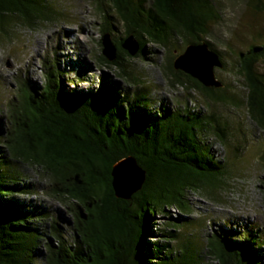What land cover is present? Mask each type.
<instances>
[{
    "label": "trees",
    "instance_id": "obj_1",
    "mask_svg": "<svg viewBox=\"0 0 264 264\" xmlns=\"http://www.w3.org/2000/svg\"><path fill=\"white\" fill-rule=\"evenodd\" d=\"M250 1L258 8L264 4V0ZM103 4L104 35H112L116 22L123 24L126 34L113 39L117 58L110 61L103 53L100 64L116 67L135 87L124 92L117 82L102 77L92 91H65L63 73L52 64L46 65L42 87L25 81L21 93L10 101L11 123L4 134L0 119V264H207L208 258L219 264H264V257L254 249L261 242L248 231L239 233L242 241L230 239L227 230L226 235L204 233L203 247L185 233L187 242H182L176 229L170 232L171 240L154 239L156 213L168 207L191 213L189 192L213 196L228 182L226 164L203 135H216L224 145L231 144L230 135L215 113L196 105L165 101L151 110V92L133 78L126 57L145 55L150 43L175 53L177 43L186 47L201 42L210 34L208 25L221 19L220 4L217 0H108V8ZM57 14L45 0H0V34L10 35L17 24L38 26ZM131 34L141 45L135 56L123 47ZM205 40L220 54L225 68L215 43ZM175 56L164 65L173 77L172 86L197 89L209 106L241 105L226 86L206 87L175 69ZM262 62L264 40L240 52L237 74L248 92L249 114L264 128ZM127 157L146 172L142 188L129 199L118 197L113 184L114 166ZM19 163L44 174L53 194L72 200L77 221L71 238L57 219L49 230L41 228L36 223L41 212L12 198L31 190L17 182L25 175L17 170ZM181 219L180 225L187 222ZM48 233L58 238L57 244L45 238Z\"/></svg>",
    "mask_w": 264,
    "mask_h": 264
},
{
    "label": "rangeland",
    "instance_id": "obj_2",
    "mask_svg": "<svg viewBox=\"0 0 264 264\" xmlns=\"http://www.w3.org/2000/svg\"><path fill=\"white\" fill-rule=\"evenodd\" d=\"M45 1L59 13L55 18L42 20L35 27L17 24L10 35L0 34V119L3 134L11 123L10 101L21 93L25 81L36 86L45 85L46 65L52 64L63 73L61 79L64 80L65 91H92L102 77L117 82L124 92L126 88L135 87V82L122 77L116 67L100 64L104 36V16L100 6L104 3L103 8H108V0ZM217 2L222 10L221 19L208 25L210 34L204 39L213 41L222 53L226 67L216 70L217 77L224 82L228 93H236L242 101L241 105L215 102L209 106L197 89L181 84L171 85L173 77L166 74L164 65L174 54L181 53L186 44L177 43L179 48L173 53L162 45L150 43L145 55L126 57V66L133 78L137 83L148 86L151 92V110L155 111L165 101L171 105L180 102L191 107L196 105L197 109L215 113L230 135L231 144L228 145L220 143L216 135H203L213 152L226 164L228 182L213 196L199 191L189 192L187 196L193 207L191 213L174 207H168L164 213H156L154 239L171 240L170 232L176 229V233H182V242H187L185 233L195 245L203 247L205 234L217 231L226 235L227 230L230 239L242 241L239 233L248 231L261 242L254 249L264 257V128L249 114L246 104L248 92L243 79L237 74L240 52L264 40V4L258 8L256 2L250 0ZM116 24L118 27L113 29L112 37L118 40L126 33L122 23ZM259 68L264 72V62ZM186 96L190 99L187 100ZM20 164H17V170H23L25 175L17 182L30 185L31 190L17 192L12 198L41 212V218L36 220L41 228L49 230L52 220L57 219L65 235L71 238L72 225L77 221L72 200L53 194L46 187L49 181L44 174L29 164ZM181 216L187 222L180 225ZM173 222L179 223L180 227L174 226ZM45 238L54 244L58 242V238L51 233ZM39 248L46 252L44 245L40 244ZM206 262L219 264L209 258Z\"/></svg>",
    "mask_w": 264,
    "mask_h": 264
},
{
    "label": "water",
    "instance_id": "obj_3",
    "mask_svg": "<svg viewBox=\"0 0 264 264\" xmlns=\"http://www.w3.org/2000/svg\"><path fill=\"white\" fill-rule=\"evenodd\" d=\"M102 44L104 55L110 61H114L117 58L118 47L110 33L104 35ZM123 47L135 56L140 52L141 45L138 39L131 34L123 41ZM224 66L220 54L205 39L199 43H189L174 59L175 69L190 74L206 87L225 86L224 82L217 77L216 72ZM113 177L116 195L129 199L142 188L146 180V172L137 165L133 157H127L114 166Z\"/></svg>",
    "mask_w": 264,
    "mask_h": 264
}]
</instances>
